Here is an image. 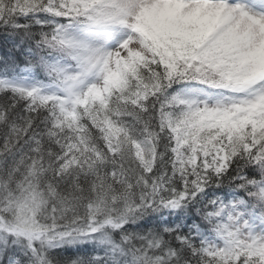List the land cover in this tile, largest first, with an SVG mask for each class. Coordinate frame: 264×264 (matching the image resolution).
Masks as SVG:
<instances>
[{
  "label": "snow or ice",
  "instance_id": "obj_1",
  "mask_svg": "<svg viewBox=\"0 0 264 264\" xmlns=\"http://www.w3.org/2000/svg\"><path fill=\"white\" fill-rule=\"evenodd\" d=\"M0 264H264V0H0Z\"/></svg>",
  "mask_w": 264,
  "mask_h": 264
}]
</instances>
